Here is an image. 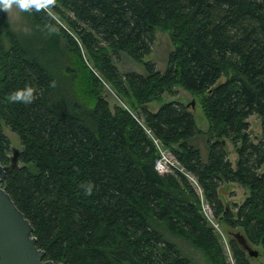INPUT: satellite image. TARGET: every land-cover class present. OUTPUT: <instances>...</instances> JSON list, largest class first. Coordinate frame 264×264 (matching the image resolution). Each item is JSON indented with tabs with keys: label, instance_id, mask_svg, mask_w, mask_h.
Listing matches in <instances>:
<instances>
[{
	"label": "trees",
	"instance_id": "obj_1",
	"mask_svg": "<svg viewBox=\"0 0 264 264\" xmlns=\"http://www.w3.org/2000/svg\"><path fill=\"white\" fill-rule=\"evenodd\" d=\"M25 13L33 26L18 34L0 11V163L9 165L13 154L4 126L22 144L18 166L0 187L31 222L46 259L194 264L173 240L180 238L211 264H230L201 212L202 195L215 217L264 256V0H54ZM157 30L174 47L165 72L145 62ZM123 55L145 73H123ZM104 81L140 117L111 109ZM25 86L35 90L34 102H11L9 94ZM179 88L201 101L206 162L192 143L203 131L189 105L148 109ZM253 115L263 119L257 143L249 133ZM226 140L235 145L236 168ZM156 142L182 170H167ZM223 182L250 190L237 215L219 199ZM230 249L234 264H252L236 240Z\"/></svg>",
	"mask_w": 264,
	"mask_h": 264
},
{
	"label": "rangeland",
	"instance_id": "obj_2",
	"mask_svg": "<svg viewBox=\"0 0 264 264\" xmlns=\"http://www.w3.org/2000/svg\"><path fill=\"white\" fill-rule=\"evenodd\" d=\"M6 16L8 20V29H10L15 33L25 34L29 31V28L33 26L30 16H28L25 12H19L18 10H14L11 15H9V13H6ZM62 24L65 27H67L65 23ZM155 36L156 39L152 48V53L145 58V62H152L156 65L157 70L161 72H165L168 66L169 55L174 50V47L167 32L157 30ZM83 58L89 66L94 68L93 63L90 62L86 51H84L83 53ZM119 67L123 73L128 71L145 73L146 71L144 65L136 63L126 55H123ZM94 71L96 72L95 69ZM223 81H225L224 77L221 79V82ZM102 93L105 99L109 102L111 109H114V107L116 106H120L130 111L133 115L140 117L139 114L140 110L134 107L133 102L129 101L126 98L118 96L115 90L112 88V86H110L106 82H105V87L102 90ZM170 101H179L184 104H187L194 112L197 125L199 129L203 131V133L195 137L192 140V143L200 150L203 161L206 162L208 160V155H209L208 140L210 139V137L206 133L208 131L209 125L207 119L205 118L202 112L201 101L198 102L195 101V98L190 93L179 88L177 96L171 97L170 95H164L162 100L150 103L148 105V109L152 112H157L165 103ZM193 101H195L194 107L190 105ZM248 121L250 123V131H249L250 136L257 143L263 137V119L258 115H253L248 119ZM3 130L11 141L12 149L14 148L21 149L22 144L18 135L12 132L6 126H4ZM156 145L162 156L160 162H162L165 165V167L168 168L167 170H169V166L171 165H177L182 170L181 166L177 162H175L174 157L160 143L156 142ZM226 145H227L226 148L228 151L230 161L233 164V167L236 168L238 161V154L236 152L235 145L230 140H226ZM12 155L13 154L10 153V156ZM262 172H264V169H262ZM183 173L186 175V177L195 187V189L199 193H201L196 180L186 171H184ZM249 194H250V190L247 187L242 186L238 183L223 182L218 189L219 199L222 201L223 206L227 209V211L232 212L235 215H237L238 207L245 202ZM201 212L204 215L208 225L214 228L219 238V241L225 250L229 263L234 264L232 252L230 249V243L233 240L232 233L240 232V229L230 227L221 216L215 217L209 203L203 198V195H202ZM173 240L180 247L184 255L190 257L193 260L194 264H211L199 249H196L195 247L191 246L183 239L173 238ZM252 246L254 248L260 249L255 245ZM250 262L252 264L264 263V256H262L260 259L251 258Z\"/></svg>",
	"mask_w": 264,
	"mask_h": 264
},
{
	"label": "water",
	"instance_id": "obj_3",
	"mask_svg": "<svg viewBox=\"0 0 264 264\" xmlns=\"http://www.w3.org/2000/svg\"><path fill=\"white\" fill-rule=\"evenodd\" d=\"M190 105L194 107L195 101ZM19 154L20 150L14 148L11 163H0V181L5 180L7 173L18 166ZM232 235L250 258L262 257L261 251L254 248L242 232ZM0 264H55L46 259L43 249L38 248L34 227L3 187H0Z\"/></svg>",
	"mask_w": 264,
	"mask_h": 264
},
{
	"label": "clouds",
	"instance_id": "obj_4",
	"mask_svg": "<svg viewBox=\"0 0 264 264\" xmlns=\"http://www.w3.org/2000/svg\"><path fill=\"white\" fill-rule=\"evenodd\" d=\"M53 4L54 0H0V11L9 13V15L14 10L40 12L41 10H47ZM8 98L13 103L31 104L36 99L35 90L31 86H25L10 93ZM89 194H91V189H89Z\"/></svg>",
	"mask_w": 264,
	"mask_h": 264
},
{
	"label": "flooded vegetation",
	"instance_id": "obj_5",
	"mask_svg": "<svg viewBox=\"0 0 264 264\" xmlns=\"http://www.w3.org/2000/svg\"><path fill=\"white\" fill-rule=\"evenodd\" d=\"M234 239V238H233ZM234 240H236V239H234ZM237 241V240H236ZM238 242V241H237ZM239 243V242H238ZM243 248V247H242ZM244 249V248H243Z\"/></svg>",
	"mask_w": 264,
	"mask_h": 264
},
{
	"label": "built area",
	"instance_id": "obj_6",
	"mask_svg": "<svg viewBox=\"0 0 264 264\" xmlns=\"http://www.w3.org/2000/svg\"><path fill=\"white\" fill-rule=\"evenodd\" d=\"M167 168V167H166ZM168 169V168H167ZM169 171H170V168H169Z\"/></svg>",
	"mask_w": 264,
	"mask_h": 264
}]
</instances>
